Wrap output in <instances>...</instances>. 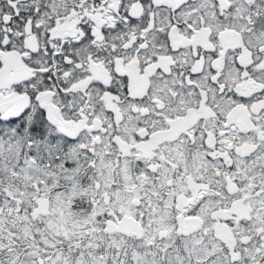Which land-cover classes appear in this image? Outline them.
Instances as JSON below:
<instances>
[{
    "label": "snow or ice",
    "instance_id": "1",
    "mask_svg": "<svg viewBox=\"0 0 264 264\" xmlns=\"http://www.w3.org/2000/svg\"><path fill=\"white\" fill-rule=\"evenodd\" d=\"M0 264H264V0H0Z\"/></svg>",
    "mask_w": 264,
    "mask_h": 264
}]
</instances>
